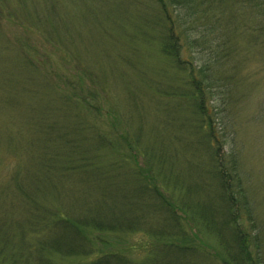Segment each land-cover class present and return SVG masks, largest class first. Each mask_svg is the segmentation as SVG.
<instances>
[{"label":"rangeland","instance_id":"1","mask_svg":"<svg viewBox=\"0 0 264 264\" xmlns=\"http://www.w3.org/2000/svg\"><path fill=\"white\" fill-rule=\"evenodd\" d=\"M173 10L168 5L164 13L156 0H0V247L12 250L50 239L60 231L62 213L74 220L87 217L89 205L100 200L97 191L108 190L110 181L107 176L87 179V169L70 171L71 163L85 166L91 156L102 159L94 170L116 169L110 174H117L122 189L138 181L128 168L139 172L147 163L175 191L171 197L198 184L188 201L192 214L201 213L220 190L217 151L211 146L217 144L203 129L209 128L204 110L212 108L218 130L238 152L256 230L245 213L240 222L251 229L254 256L256 234L260 238L264 261V41H250L249 34L254 22L262 23V14L249 17L234 9L240 30L233 33L232 55L223 31L216 29L220 39L184 42L173 56L165 48L173 39L161 26V12L164 17L172 12L179 23L184 15ZM200 34L195 29L193 37ZM199 65L210 67L212 76L226 73L233 80L214 84L205 101L196 99L192 86L206 88L199 81L189 85ZM229 144H223L224 152ZM177 213L185 221L191 263L224 264L218 228L214 233L195 214L197 220L191 221ZM144 219L151 226L160 222L153 211ZM49 221L50 234L44 231ZM144 235L124 233L118 242L99 234L111 245L82 234L79 241L85 245L96 242L91 256L82 255L87 249L77 255L43 252L51 264H87L110 251H123L143 264L147 253L140 248L149 237Z\"/></svg>","mask_w":264,"mask_h":264},{"label":"trees","instance_id":"2","mask_svg":"<svg viewBox=\"0 0 264 264\" xmlns=\"http://www.w3.org/2000/svg\"><path fill=\"white\" fill-rule=\"evenodd\" d=\"M156 3L158 6L162 7V9L164 8V13L168 5H172V7H174L173 12L177 11L178 14L184 15L180 18L179 23L175 25L172 12L167 11L169 14L165 15V17L163 16V12H161V19L163 18L161 26L163 29L169 30L172 36L169 33L168 37L174 40L171 41L172 43L170 45L165 44V48H167L173 56L175 55V51L179 49V46H184V42L215 41L217 37L220 39L216 29L223 31L226 51H229V53L231 52V55L233 51L236 52V49H234L233 33L236 30H240V27L237 24V14L234 13V9H240L239 11L242 9L243 12L238 13L248 14L249 17L257 12L262 14V23L256 24V22H254L252 28L250 27L249 34L252 38L250 41H264V0H156ZM211 14L215 16L212 18ZM214 18H216L215 21ZM212 21L214 22L212 23ZM195 29H199L201 33L200 36L193 37ZM245 29L247 30L248 28ZM190 48H193V46L191 45ZM218 48L222 50L223 46L219 45ZM227 57L228 56L220 60L218 59L217 63L221 65ZM185 62H187V60H185ZM199 66L197 71L196 69H192L193 81L190 80L191 82H189V85L192 86V83H195L194 81H199L200 83L203 82L206 88L199 89L198 87L200 86L197 83H195L197 84L196 86H192L196 89H194L190 95L196 99L200 98L202 101L203 99L205 101V98L208 97V91H210L214 84H220L221 81L228 83L233 80V78L226 73H221L224 76H219L220 78L212 76L208 73L210 67L207 65ZM214 66L215 68L220 67L215 64ZM196 73L199 75H196ZM227 102L228 98L225 97L222 104L226 107ZM90 103L91 102H89V105L91 106ZM207 107H210V105ZM225 110V108L221 107V112H223V114ZM204 112L205 116L203 120L205 119L208 121L209 128L206 129V127L203 126V129L206 131V134L211 132L212 135H214L217 144V146H215V144L211 146L214 148L215 152L217 151L219 153L220 150L223 152L222 155L216 152L220 190L218 192L219 194L210 200L209 205H206L201 213L196 214L194 212V214L199 220L202 219V225L208 228L206 230H212L214 232V230L218 228L216 232L217 235L215 234V236L218 238L220 247H222V249L224 248L225 254H223V258H220L222 263L263 264L264 261L260 254V238L256 234L254 244H256L255 246L258 249V253L254 256L251 249V242L249 241V231H251V229L247 227L244 228L240 222L245 213L246 217L251 220L253 229L256 230V222H252L254 214L249 207L248 194L246 193L243 185L244 180L239 171L237 159L238 152L229 144L230 141H228L224 132L218 130V123H215L214 117H211V114H213L212 108L211 112L207 109H205ZM224 118L226 119L228 116H224ZM216 129L221 138L217 137L218 133ZM98 139V142L101 143V139L99 137ZM210 139L212 140V138ZM125 142L130 143V141ZM227 143L231 145V147L224 152L223 148L225 149L228 147H225L223 144L227 145ZM132 144L138 145L137 141H132ZM92 145L90 150L94 153L96 150H92ZM91 157L92 162L90 163L91 160L87 159L89 163L85 166H79L78 160L71 163L70 171L87 169V179L93 178L95 182L107 176L110 178V181L107 184L108 190H105V187L97 191L100 200L89 205L87 208V217L74 220L68 217L67 213H62L61 216H59L60 218L57 217L59 219L57 229L60 231L50 239H42V242L34 245L27 246V244H24L23 247L12 250H5L0 247L1 264H51L52 262L49 260L50 257L47 258L43 252L46 248L49 249V254L61 253L63 255H77L81 253V251L87 249V253L82 255L89 254L91 256L95 254L92 249L96 242L92 240L85 245L79 241V237H82V234L88 233L89 235L91 233V236H95L98 242L113 245L112 242L108 241V238L122 242L118 239L121 237L120 235L132 233L133 231L149 236V239L147 238L145 243L141 244L140 248V251L145 250L147 253V258L143 261L145 262L143 264H193L190 261L191 257L188 253V248H190L188 245L190 242L188 232L184 227L185 221L177 213V210L179 209L184 212L191 221L197 220L196 216L192 214L190 200L188 201V199L191 197L192 192L196 194V191L199 190V185H188L185 192L181 187L179 198L177 196L171 197V193H175V191L170 192L168 185L165 186L164 183L159 180L155 166L147 163V168L143 170L139 169V172L132 171V167L128 168V174L132 176L138 174V181L137 184H130L127 189H122L116 181L117 174H110L116 169L110 172L109 168L101 169L111 176L94 170V168H98V158L100 157ZM110 162L114 166L122 165L118 161ZM86 166L89 167V171ZM125 174L127 176V173ZM116 184L118 187H116ZM103 191L105 192L104 194L102 193ZM103 196L104 200L101 201ZM140 211L146 216L153 211L159 216V224L151 226L149 222L144 219V214L141 215ZM162 211L166 216L165 220H163L160 215ZM51 223L50 221L46 222L44 226V231L49 234ZM84 226L87 227L85 228ZM103 233L108 234L107 239L99 237V234L103 235ZM96 257V259L89 261L87 264H141L136 259L132 260L129 258L123 251L104 252L102 255H97Z\"/></svg>","mask_w":264,"mask_h":264}]
</instances>
